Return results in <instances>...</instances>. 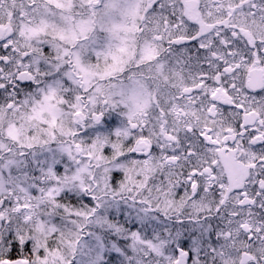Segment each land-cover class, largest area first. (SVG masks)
<instances>
[{
	"label": "snow or ice",
	"instance_id": "6c2138e0",
	"mask_svg": "<svg viewBox=\"0 0 264 264\" xmlns=\"http://www.w3.org/2000/svg\"><path fill=\"white\" fill-rule=\"evenodd\" d=\"M0 264H264V0H0Z\"/></svg>",
	"mask_w": 264,
	"mask_h": 264
}]
</instances>
